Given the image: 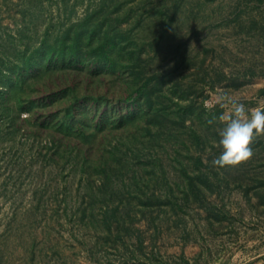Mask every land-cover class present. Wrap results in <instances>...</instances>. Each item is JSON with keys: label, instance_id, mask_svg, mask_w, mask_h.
Instances as JSON below:
<instances>
[{"label": "rangeland", "instance_id": "rangeland-1", "mask_svg": "<svg viewBox=\"0 0 264 264\" xmlns=\"http://www.w3.org/2000/svg\"><path fill=\"white\" fill-rule=\"evenodd\" d=\"M264 0H0V264H252Z\"/></svg>", "mask_w": 264, "mask_h": 264}, {"label": "clouds", "instance_id": "clouds-1", "mask_svg": "<svg viewBox=\"0 0 264 264\" xmlns=\"http://www.w3.org/2000/svg\"><path fill=\"white\" fill-rule=\"evenodd\" d=\"M217 101L232 107L233 115L219 133L220 155L214 161L218 166L236 164L252 155L255 136L264 134V108L249 111L246 105L228 94H220Z\"/></svg>", "mask_w": 264, "mask_h": 264}, {"label": "crops", "instance_id": "crops-1", "mask_svg": "<svg viewBox=\"0 0 264 264\" xmlns=\"http://www.w3.org/2000/svg\"><path fill=\"white\" fill-rule=\"evenodd\" d=\"M252 264H264V257L258 261H255L254 263Z\"/></svg>", "mask_w": 264, "mask_h": 264}]
</instances>
